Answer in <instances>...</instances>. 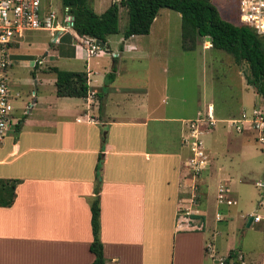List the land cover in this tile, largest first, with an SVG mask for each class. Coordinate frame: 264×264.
Returning <instances> with one entry per match:
<instances>
[{
	"label": "crops",
	"instance_id": "obj_1",
	"mask_svg": "<svg viewBox=\"0 0 264 264\" xmlns=\"http://www.w3.org/2000/svg\"><path fill=\"white\" fill-rule=\"evenodd\" d=\"M31 33L10 47L5 71L11 104L19 100L21 111L15 114L13 108L19 123L0 140V180L14 182L12 204L0 207V264H91L89 202L95 185L104 264H215L217 257H226L228 264L235 261L239 251L227 248L219 254L213 231H208L205 238L202 231L178 230L176 223L185 211H197L199 220L209 229L206 209L210 203L203 199L206 183L202 177L212 171L203 136L217 123L235 132L230 121L237 120L242 111L219 114L208 99L200 111L194 101L188 107L177 105V111L167 116L165 80L160 75L168 71L165 49L139 46L134 41L139 36H132L121 39V47L113 53L106 38L104 49L88 56L72 30L62 35L48 33L56 43L51 52L55 60H65L70 67L71 62L82 63L80 70L64 72L84 74L86 97H56L54 75L40 70L37 75L35 71L31 74L34 93L29 103L25 96L20 101L22 91L19 86L10 88L8 70L12 61L32 58L18 52L22 40ZM64 35L71 37L69 42H61ZM197 42L192 51L180 46V53L193 52ZM210 49L209 44L201 46L202 51ZM105 55H110L109 63L104 61ZM122 55L145 60L142 86L117 83L121 71L117 63ZM36 59L33 69L41 64ZM111 73L112 81L104 85L106 75ZM207 111L214 120V126L201 135L207 165L193 175L188 167L191 155L183 140L188 123ZM236 134L248 135L254 141L248 129ZM263 180L264 176L257 183ZM220 188L227 190L226 197L233 206L217 204ZM213 202V223L224 229L231 217L229 210L237 205L225 177L217 178ZM215 215L220 221L214 219ZM245 216H238L244 224ZM251 227L262 232L258 226L249 224ZM207 244L211 246L208 250ZM231 251L235 258L227 260ZM242 260L243 254L239 264Z\"/></svg>",
	"mask_w": 264,
	"mask_h": 264
},
{
	"label": "rangeland",
	"instance_id": "obj_2",
	"mask_svg": "<svg viewBox=\"0 0 264 264\" xmlns=\"http://www.w3.org/2000/svg\"><path fill=\"white\" fill-rule=\"evenodd\" d=\"M114 1L118 0H90V6L95 14H100ZM210 2L222 19L234 25L237 24L236 0H210ZM51 3L54 8L60 5L59 0H51ZM126 23V10L120 7L117 33L107 37V46L113 53L117 52ZM134 41L139 46L160 47L168 52V64L165 67L168 71L165 74L160 73L165 80L164 101L168 106L164 108L168 113L167 116L177 111V105L188 107L190 103L193 105L194 101L195 104L197 103L196 108L200 111L208 99L213 102L219 114H225L227 111L238 114L243 110L249 111L252 107L264 108V98L257 95L250 86L249 88L244 86V75L247 70L243 63L235 64L230 55L219 50L202 51L201 46L209 44L204 38L197 39L198 46L193 52L180 53V18L175 12L159 10L151 24L149 34L136 37ZM55 46L56 43H52V38L47 32H33L22 40L18 52L29 55L33 59H28L27 62L12 61L8 70L10 88L14 89L15 85L19 86V91H22L20 101L25 96L27 97L25 102L29 103L31 94L34 93L31 75L33 71L37 75L40 70L49 73V67H56L63 71L82 68L80 61L71 62L73 67H70L65 60H55L51 52ZM34 59L41 61L36 69H33ZM103 59L109 63L111 58L110 55H105ZM144 62L145 60L122 55L117 63V68L121 70L117 83L127 82L130 85L142 86ZM181 101L183 103L185 101L186 105L184 106ZM19 103L21 102L17 100L13 104V108L16 109L15 114L21 111ZM162 106L163 104H160V108ZM223 125L217 123L209 134L203 136L209 160H211L212 174L202 177L206 183V187L203 188L206 197L203 199L210 203L206 209L209 229L205 228L203 222V229H205L202 230V234L206 238L208 231L218 235L222 230V234L214 237V244L219 249V254L222 255L227 248H231L238 250L241 257L243 254V264H254V261L264 264L262 232L256 227L245 228V224L238 217L241 214L248 215L254 212L258 200V189L254 185L264 176V150L259 149L258 144L250 136L236 134L232 130L225 129ZM217 168H220L218 173ZM220 177L228 180L229 188L237 201V205L229 210L231 217L227 225L223 226L224 229H221V224L213 223L215 209L213 197L217 178L220 179ZM200 210H202L201 207ZM203 211H205L204 207ZM232 261L230 264H239L237 260L233 263Z\"/></svg>",
	"mask_w": 264,
	"mask_h": 264
},
{
	"label": "trees",
	"instance_id": "obj_3",
	"mask_svg": "<svg viewBox=\"0 0 264 264\" xmlns=\"http://www.w3.org/2000/svg\"><path fill=\"white\" fill-rule=\"evenodd\" d=\"M63 9H67L72 20V31L78 37H86L106 45V38L117 33L118 9L126 10L127 23L122 39L132 36H145L161 9L175 12L180 18L181 47L192 51L197 39L209 38L210 47L230 55L235 64L243 63L247 73L244 81L255 93L264 98V37L257 36L245 25L232 24L221 18L210 0H118L112 2L99 15L90 6V0H59ZM61 42H69L71 37L64 35ZM121 47V46H120ZM119 47V48H120ZM55 77L56 97L85 98L88 87L85 76L78 72H64L50 68ZM113 74L105 77L104 85L111 82ZM105 87H103L102 92ZM99 101L101 94L99 96ZM100 109V105H99ZM98 165L95 167V172ZM14 182L0 180V207H9L13 201ZM90 231L92 241L88 247L94 259L91 264H104L102 248L99 242L98 186L93 189L89 202ZM233 251L227 260L234 259Z\"/></svg>",
	"mask_w": 264,
	"mask_h": 264
},
{
	"label": "built area",
	"instance_id": "obj_4",
	"mask_svg": "<svg viewBox=\"0 0 264 264\" xmlns=\"http://www.w3.org/2000/svg\"><path fill=\"white\" fill-rule=\"evenodd\" d=\"M237 22L247 26L257 36L264 37V0H236ZM72 17L67 9L54 8L51 0H0V140L8 132L13 131L19 123V119L13 116L11 96L7 88L6 69L9 66L10 47L18 42L25 34L31 32H47L69 34L72 27ZM76 40L86 49L87 55L92 56L101 49L95 44V40L86 37H76ZM214 126L211 111H207L202 117L188 123L187 137L183 142L190 152L188 167L193 175H198L207 165L203 152L201 135ZM230 126L236 133L248 129L254 135V141L264 150V108H251L242 111L237 120L230 121ZM258 200L254 212L246 215L243 220L251 219L250 226H258L264 236V180L257 183ZM226 189H218L216 202L218 205L233 206L234 202L226 197ZM195 203V201H194ZM197 216L193 219L191 216ZM200 213L185 211L177 219V229L201 232L203 221ZM214 219L220 221V216ZM211 247L209 244L205 249ZM226 257L214 258L215 264H226ZM236 260L241 262V256L236 254Z\"/></svg>",
	"mask_w": 264,
	"mask_h": 264
},
{
	"label": "water",
	"instance_id": "obj_5",
	"mask_svg": "<svg viewBox=\"0 0 264 264\" xmlns=\"http://www.w3.org/2000/svg\"><path fill=\"white\" fill-rule=\"evenodd\" d=\"M73 20V18H71ZM205 40L209 43L210 45V39L209 38H205ZM95 44L99 47V49H104V44L99 42V41H95ZM251 222V219L248 218L246 224H245V228H248L249 227V224Z\"/></svg>",
	"mask_w": 264,
	"mask_h": 264
}]
</instances>
